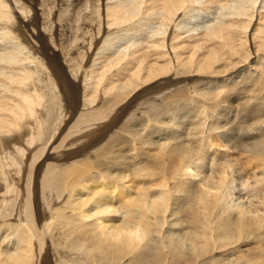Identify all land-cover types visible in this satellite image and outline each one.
Returning a JSON list of instances; mask_svg holds the SVG:
<instances>
[{"label": "bare ground", "instance_id": "bare-ground-1", "mask_svg": "<svg viewBox=\"0 0 264 264\" xmlns=\"http://www.w3.org/2000/svg\"><path fill=\"white\" fill-rule=\"evenodd\" d=\"M0 264H264V0H0Z\"/></svg>", "mask_w": 264, "mask_h": 264}, {"label": "rangeland", "instance_id": "rangeland-1", "mask_svg": "<svg viewBox=\"0 0 264 264\" xmlns=\"http://www.w3.org/2000/svg\"><path fill=\"white\" fill-rule=\"evenodd\" d=\"M64 107H66V104L64 105ZM63 136H64L63 134H60L59 137L57 138V140L54 142L53 145H58L59 141L62 139ZM217 145H218L217 146L218 148H216V149H218V153L223 156V159H224V157L228 156V159H225L227 162H230L233 165L236 162H238L239 163L238 164L239 165L238 167H240L242 165V163L244 162L245 156L238 155L237 153L234 154L231 151L226 150V148L224 147V144L220 140L217 141ZM238 167H236V168L238 169ZM243 169H244V167H243ZM243 179H245V177H243ZM243 179H242V181H244ZM235 184L238 185V181L237 182L235 181ZM233 186H234V184H232V187ZM237 188H238V186H237ZM241 195H243V193H241ZM249 201H250V199L248 200L247 197H243V199H242V203H246L247 204ZM255 205H257V204H255Z\"/></svg>", "mask_w": 264, "mask_h": 264}]
</instances>
